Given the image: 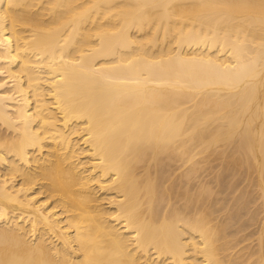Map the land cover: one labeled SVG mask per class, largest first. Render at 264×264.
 Instances as JSON below:
<instances>
[{
	"label": "bare ground",
	"instance_id": "bare-ground-1",
	"mask_svg": "<svg viewBox=\"0 0 264 264\" xmlns=\"http://www.w3.org/2000/svg\"><path fill=\"white\" fill-rule=\"evenodd\" d=\"M0 264H264V0H0Z\"/></svg>",
	"mask_w": 264,
	"mask_h": 264
},
{
	"label": "rangeland",
	"instance_id": "rangeland-1",
	"mask_svg": "<svg viewBox=\"0 0 264 264\" xmlns=\"http://www.w3.org/2000/svg\"><path fill=\"white\" fill-rule=\"evenodd\" d=\"M217 163V164H216ZM217 165H218V162H214V163H212V165H210L209 167H213L214 168V170L216 169L217 170ZM210 170V169H209ZM214 170L212 171V172H214ZM215 170V171H216ZM208 173H211V171H207ZM212 176V175H211ZM248 183V181L246 182V184ZM245 183H244V185H246ZM244 185H242V186H244Z\"/></svg>",
	"mask_w": 264,
	"mask_h": 264
}]
</instances>
